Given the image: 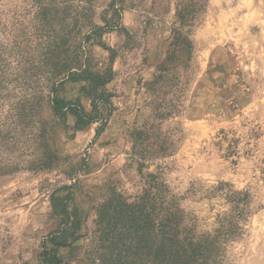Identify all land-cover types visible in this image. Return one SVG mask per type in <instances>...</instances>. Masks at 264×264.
Listing matches in <instances>:
<instances>
[{"label":"rangeland","instance_id":"rangeland-1","mask_svg":"<svg viewBox=\"0 0 264 264\" xmlns=\"http://www.w3.org/2000/svg\"><path fill=\"white\" fill-rule=\"evenodd\" d=\"M109 1L0 0V264H38L42 239L60 225L51 196L69 192L81 236L59 253L66 264H99L96 208L112 192L128 201L140 193L130 156L146 121L154 126L145 143L167 137L174 150L150 156L143 172L157 174L197 233L213 231L229 211L225 195L248 191L222 264H264V0H206L189 33L192 58L173 62L180 112L158 125L148 83L166 59L179 0H117L121 27L95 38L90 23L103 25ZM80 42L91 71H113L100 132L101 122L75 129L73 116L62 122L51 106L55 95L91 109L85 80H65L52 93L48 72L72 65Z\"/></svg>","mask_w":264,"mask_h":264},{"label":"trees","instance_id":"trees-1","mask_svg":"<svg viewBox=\"0 0 264 264\" xmlns=\"http://www.w3.org/2000/svg\"><path fill=\"white\" fill-rule=\"evenodd\" d=\"M116 3L117 0H110L99 14L103 25L90 23V33L95 38H101L107 30L121 27L122 6ZM205 5L206 0H179L176 4V21L167 44L166 59L156 66L153 79L148 83L152 98L150 119L157 125L180 112L183 88L179 84L177 65L173 62L179 56L188 61L192 58L193 43L189 33ZM81 43L72 65H55L48 72L54 79L52 93L65 80H85L84 93L91 100V109L86 111L78 100L65 101L55 95L50 100L51 106L54 115L62 122L67 115L73 116L75 129L101 122L100 132L111 111L112 95L105 86L112 80L113 71L110 67L102 73L91 71L82 60ZM153 126L146 121L133 134L130 160L137 165L142 178L141 191L131 201L112 192L98 205L92 251L99 264H222L224 244L240 234L239 220L247 208L248 191H231L225 195L231 203L229 211L218 216L213 231L197 233L193 225L187 223L183 209L175 197L168 194L157 174L143 172L150 156L165 157L174 150L173 143H167V137L160 139L157 135L152 143H145ZM43 166L49 167L50 164ZM54 195L50 203L60 225L42 239L37 254L38 264H66L60 249L72 247L81 236L80 225L76 221L79 211L70 206L72 194L69 192L63 198Z\"/></svg>","mask_w":264,"mask_h":264}]
</instances>
